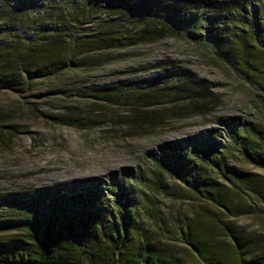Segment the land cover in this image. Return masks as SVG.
<instances>
[{
    "label": "trees",
    "instance_id": "obj_1",
    "mask_svg": "<svg viewBox=\"0 0 264 264\" xmlns=\"http://www.w3.org/2000/svg\"><path fill=\"white\" fill-rule=\"evenodd\" d=\"M181 37L206 46L264 99V0H0V89L20 86L71 67L61 55L105 51ZM28 84V85H29ZM122 94L140 98H186L191 85L176 70L131 80ZM121 94V93H120ZM191 104L199 96L191 94ZM229 143L216 129L168 142L155 163L202 201L234 216L225 185L247 202L264 200L248 172L228 163L233 151L264 169V132L226 122ZM132 168L107 179L88 177L37 189L0 192V264H264V252L237 227L222 228L231 256L212 251L188 226L182 232L200 263L166 254L143 233L141 214L161 219L160 200L132 182ZM144 177V176H143ZM167 193L164 183L153 186ZM144 195V197H143ZM241 214L255 213L248 202Z\"/></svg>",
    "mask_w": 264,
    "mask_h": 264
},
{
    "label": "rangeland",
    "instance_id": "obj_2",
    "mask_svg": "<svg viewBox=\"0 0 264 264\" xmlns=\"http://www.w3.org/2000/svg\"><path fill=\"white\" fill-rule=\"evenodd\" d=\"M71 67L20 86L0 89V192L37 189L82 178L107 179L132 168L142 182H132L160 200L161 219L143 213V233L166 254L200 263L182 232L191 231L212 251L233 254L225 224L237 227L264 252V200L250 193L255 213L241 214L248 202L226 186L235 213L218 209L155 163L160 146L216 129L225 145L228 121L264 132L262 92L240 78L211 51L169 35L105 51L62 54ZM176 70L191 90L186 98L133 97L122 94L131 80ZM29 84V85H28ZM121 93V94H120ZM199 96L196 104L189 97ZM261 151L264 152V141ZM228 163L249 173L264 194V169L233 151ZM144 176V177H143ZM164 183L167 193L153 186ZM144 197V195H143Z\"/></svg>",
    "mask_w": 264,
    "mask_h": 264
}]
</instances>
